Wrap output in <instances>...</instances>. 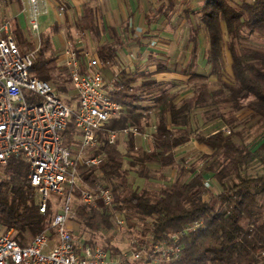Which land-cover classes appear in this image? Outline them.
I'll return each mask as SVG.
<instances>
[{"label":"trees","instance_id":"1","mask_svg":"<svg viewBox=\"0 0 264 264\" xmlns=\"http://www.w3.org/2000/svg\"><path fill=\"white\" fill-rule=\"evenodd\" d=\"M186 14L189 16V11ZM195 15L199 25L193 31L194 40L202 29L207 39L208 70L193 65L194 61L184 68V73H194L189 96L177 103L176 94L149 73L140 87L134 86L135 75L127 73L120 74L114 82L110 97L123 105L127 113L113 120L108 129L135 126L143 133L154 119L156 130L148 139L147 151L136 149L133 137L129 136L128 146L133 153L130 157L122 151L120 138L111 144L107 132H102L98 147L88 155V158L100 157L99 163L77 164L81 186L101 183L111 188L114 204L106 207L99 201L98 207L86 206L81 202L80 188H75L72 217L79 227L73 233L74 238L89 235L86 244L98 246L96 236L114 234L111 218L118 211L129 215L123 233L130 240L148 241L150 246L200 223L199 228L182 237L183 251L176 264H264V44L258 47L247 44L251 37L264 40V0H205ZM78 24L83 31L99 34L91 6L85 8ZM13 33L26 51H36L35 43L20 29H13ZM115 52L110 46H102L97 58L102 65L112 64ZM229 67L231 82L227 83L224 75ZM166 69L162 65L159 72ZM31 72L54 86L59 97L73 110L62 140L67 148L77 146L78 102L77 108H72L70 100L64 97L73 89L68 70L61 67L49 37L42 38ZM211 77L217 78L218 83L211 81ZM243 110L249 111V117L240 123L236 113ZM197 111H203L206 125L211 124L206 130L208 133L190 128L191 117ZM223 125L229 131L222 129ZM242 125L248 128L255 125V137L262 140L255 149L245 141L246 130H240ZM193 140L212 151L210 155H201L205 160L202 172L187 181H183L182 175L170 181L165 175L169 168L189 173L185 162L177 159V150ZM72 154L75 156L76 152ZM136 164L140 170L135 173L142 180L147 178L143 170L156 165L162 185L157 192L143 189L140 184L132 185L122 198L121 192L128 189ZM259 164L263 166L262 173L254 177L246 175V170ZM204 172L210 173L220 185L219 193L206 189L202 181ZM190 173L191 176L195 170L191 169ZM205 192L209 194L205 196ZM54 215L52 205L45 214L40 212L39 192L32 185L29 164L24 158H13L0 167V233L13 230V240L26 246L46 230L55 235L51 226ZM133 220L142 223L141 237L130 224ZM101 248L111 251L113 258L123 255L114 245L102 244Z\"/></svg>","mask_w":264,"mask_h":264},{"label":"built area","instance_id":"2","mask_svg":"<svg viewBox=\"0 0 264 264\" xmlns=\"http://www.w3.org/2000/svg\"><path fill=\"white\" fill-rule=\"evenodd\" d=\"M49 2L23 0L36 51H26L18 44L9 22L0 26V167L20 157L29 164V178L39 192L40 212L45 214L49 205L55 211L51 223L55 235L46 230L28 245L21 246L13 240V230L0 233V264H176L181 260L182 237L199 228L200 223L154 246L148 241L132 239L129 253L118 259L99 246L76 241L72 234L69 224L76 201L75 188H80L81 202L86 206L98 207L99 201L106 207L114 204L111 188L101 183L82 187L77 172L79 163L87 166L99 163L100 157L87 155L98 147L100 134L106 131L111 144L122 136L146 140L149 137L135 126L108 129L127 109L111 99L114 83L104 80L99 59L83 44L70 45L64 51V58L78 98L75 123L80 137L79 144L73 148L63 145L62 134L68 128L73 110L49 82L31 72L42 44L40 18L48 14ZM72 151L76 152L75 156ZM51 195L62 199L51 201ZM111 220L116 231L126 229L124 214L115 211Z\"/></svg>","mask_w":264,"mask_h":264},{"label":"crops","instance_id":"3","mask_svg":"<svg viewBox=\"0 0 264 264\" xmlns=\"http://www.w3.org/2000/svg\"><path fill=\"white\" fill-rule=\"evenodd\" d=\"M199 1L201 5L195 9L193 0H50L48 14L40 18V29L42 38L51 39L59 62L64 67L66 47L83 44L97 57L98 49L107 45L116 51L112 64L101 65L100 72L107 83H114L122 73L135 75V87L143 84L148 73L159 82L161 77L170 76L168 78H174V86L170 90L176 94V102L179 103L191 94L190 79L194 75L184 73L183 62L203 60L206 64L207 39L204 31L200 29L195 40L193 35L199 25L195 13L201 9L205 0ZM87 6L94 9L99 25L98 35L79 27V18ZM186 11H189V16ZM26 15L29 17L28 13ZM162 61H176L180 65L177 64L174 70L167 67L165 72H159ZM210 80L218 83L215 77ZM181 85L186 89L182 90ZM202 126L209 129L211 124ZM155 130L153 119L151 126L143 133L150 138ZM121 139L128 142L130 137L122 136ZM133 140L142 142L140 137H133ZM186 146L187 149H197L201 154H212L208 147L193 140L177 150L178 160L182 156L180 151L184 152ZM176 175L181 176L182 173L173 168L170 181ZM187 179L183 177V181Z\"/></svg>","mask_w":264,"mask_h":264},{"label":"rangeland","instance_id":"4","mask_svg":"<svg viewBox=\"0 0 264 264\" xmlns=\"http://www.w3.org/2000/svg\"><path fill=\"white\" fill-rule=\"evenodd\" d=\"M193 1L195 4V9H197L201 5V1H199V0H193ZM22 7H23V0H0V23L1 22L2 23L3 22H9L14 30L20 29L22 31V33L24 34V36L29 41H33V37H32V34L30 32V27H29V19L26 15V12L22 11ZM247 44H249L250 46H253V47H258V46H262L264 44V40L258 39L256 37H251L247 41ZM192 62L193 61H190V60L188 62H183L182 66L184 68H188V65ZM194 63L198 64L199 66H202L201 69L205 68L204 70H208V66L203 62V60H200V62H199V60H196L192 64L195 65ZM161 64L166 65V67H168L170 70H174L178 65H180V64L176 63V61H170V62L162 61ZM184 64H186V65H184ZM61 67H64V66L61 65ZM193 69L194 68H190V70H193ZM109 76L111 77V74H109ZM168 77H170V76H168ZM168 77L167 76L161 77L160 82L165 83L166 88L172 89L173 88L172 86H174V78H168ZM172 77H174V76H172ZM230 77H231V69L229 67L226 74L224 75V80L227 83H230L231 82ZM181 84H183V83H181ZM192 86H193V84H192ZM192 86H189V88H192ZM181 87H182V90L186 89L184 87V85H181ZM70 88H72L71 85H70ZM54 89H55V87H54ZM64 97L67 100H70L72 108H77L76 105L78 102V98L75 96V93L73 90L67 96H64ZM202 112L203 111H197L191 117L190 128L192 129V131H195V132L202 130V131L208 133V131H206L207 129L203 128V126H202L205 124L204 120H203ZM236 117H238V121L240 123H242L245 121V119H247L249 117V111L243 110L241 112H237ZM222 129L229 131V127L227 125H223ZM240 130H243V131L246 130L245 141L248 144H250L251 147H253V149H255V145H260L262 140L260 139V137L259 138L255 137V130H256L255 125H253L251 128H248V126L245 127L244 125H242V126H240ZM128 140L129 141L126 142L125 140L121 139L120 143H121V146L124 145L122 151H124L130 157L131 155H133V153L129 150L128 145H129L130 139H128ZM141 140H142L141 143L138 142L137 140H133V141H135V147L139 145L138 147L140 149L147 151L148 150L147 140L144 138H141ZM185 148H186V150H184V152L180 151V154L182 155L180 159H182L185 162L184 167H185L186 171H189V173H190V170L193 169V170H195V173H193L190 176L191 173L189 174L188 172H186L185 174H182V178L185 177L187 179L189 177L188 179H190L194 175H197V174L202 172L204 165H205V160L202 158V156H201L202 154L199 151H197V149H192V148L187 149V146ZM89 154H90V152L88 153V155ZM138 165L137 164L134 165V169H132V171H131L128 189L123 190L121 192L120 196L122 198L128 194L129 187L131 188L132 185L138 186L140 184V185H142L143 189L146 188V189H148L150 191H154V192H157L160 189V186L162 185V180L160 179V174L158 172V167L156 165H149V167L146 168V170H143L147 176V178H145L144 180L139 178L137 176V174L135 173V171L137 172L138 170H140V166H138ZM127 167H129L128 164H127ZM172 171H173V168H169L166 170L165 175L169 180H171ZM179 171L180 170H178V172ZM262 172H263V166L261 164H259V165L252 167L251 169L246 170V175L250 176V177H254L255 175L260 174ZM202 174H204L202 181H203L206 189L211 191L210 193H214V194L219 193L221 191V187L212 178L211 174L205 173V172ZM175 179H176V177L174 178V180ZM207 193L208 192H205L204 195L207 196L209 194V193L208 194ZM61 199H62V197H60V196L51 195V201H55V200L58 201ZM74 208H75V205H74ZM124 216H125V218L129 217L128 214H126ZM130 224L134 225L135 231L140 236L141 232L143 231L142 223H139V222H136L133 220V221H131ZM127 225H128V222L126 221V228H127ZM69 226L72 230V234L79 227V225L73 220V217H71ZM73 236H74V234H73ZM89 238H90L89 235H85L82 238L75 237V240L78 242H86ZM136 239H138V238H136ZM131 240H130V238H128L123 233V231H116V230L114 231V234L107 233V234L98 235L95 237V241L99 247H101L102 244L103 245H114L121 250L122 254L129 253ZM31 241H28V243H30ZM109 253L112 255L111 251H109Z\"/></svg>","mask_w":264,"mask_h":264}]
</instances>
